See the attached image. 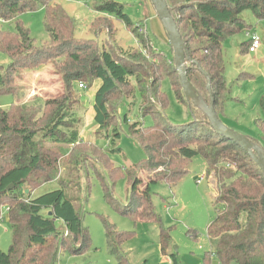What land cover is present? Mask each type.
<instances>
[{
	"label": "trees",
	"instance_id": "16d2710c",
	"mask_svg": "<svg viewBox=\"0 0 264 264\" xmlns=\"http://www.w3.org/2000/svg\"><path fill=\"white\" fill-rule=\"evenodd\" d=\"M54 1L0 0V19L15 22L14 30L0 31V51L11 58L8 66H0V97L15 99L9 108L0 105V210L7 206L13 233L8 252L0 250V264H59L61 252L82 255L90 246V234L83 225V202L90 187L85 191L67 177L58 181V189L34 194L41 186L59 180L61 163L64 162L67 173L74 172L72 168L76 167L84 169L81 157H73L75 148L81 146L82 127L78 128L79 120L68 104L77 84L86 91L99 83L94 94L93 117L100 131L111 129L113 135L112 138L107 135L110 138L107 150L95 143L89 145L100 153L101 171L111 179L107 183L102 178L110 206L135 223L159 225L161 254L169 256L173 264H180L178 254L170 250V233L155 211L151 185L177 186L189 172L192 159L200 155L206 161L207 176L214 174L217 179L214 202L217 216L208 228L210 250L203 255V264H211L213 259L220 264H264V174L239 145L219 135L207 115L187 101L176 70L173 46L161 20L171 50L169 58L154 48L145 23H134L125 13L124 5L114 0H92L98 14L123 23L136 38L138 47L122 53L113 46L109 50L106 42L101 45L96 40L77 39L74 19ZM166 2L189 52L187 77L207 104L214 100L222 120L220 108L225 107V98L230 93L222 45L227 38L255 28L241 17L245 11H251L257 20L264 19V0ZM41 8L45 10L44 27L49 41L39 46L20 16ZM105 29L111 39V27ZM250 46V41L244 43L242 50L249 52ZM58 60L65 94L61 100L44 103L42 109L54 108L50 115L44 112L40 115L41 108L20 104L14 87L19 73ZM164 80H170L177 100L188 108L192 119L187 123L168 121L165 112L170 104L162 90ZM209 80L212 93L207 88ZM137 93L142 116H153L154 124H130L127 115L124 119L119 117L121 123L129 125L130 136L146 155L139 164L121 169L111 162V154L121 152L117 144L119 127H114L116 114L124 100L134 99ZM79 94L82 98L83 93ZM256 126L264 147V120H257ZM49 142L73 149L66 154L63 149L47 147ZM141 173L144 175L140 176ZM123 174L131 188L124 205L113 194L115 182ZM144 176L148 181L143 188ZM102 220L107 246L116 264H133L123 247L135 237V232L119 231L106 218ZM58 221L63 223L62 229L57 227ZM192 237L197 238V233Z\"/></svg>",
	"mask_w": 264,
	"mask_h": 264
},
{
	"label": "rangeland",
	"instance_id": "374dc122",
	"mask_svg": "<svg viewBox=\"0 0 264 264\" xmlns=\"http://www.w3.org/2000/svg\"><path fill=\"white\" fill-rule=\"evenodd\" d=\"M125 6V13L134 23H145L154 48L166 57L171 56L167 38L159 18L150 0H114ZM92 0H55L74 19L76 37L80 40H96L101 45L107 43L109 50L114 49L124 53L138 47V42L133 34L123 23L103 14H98ZM103 19H99L102 18ZM104 17L106 19H104ZM253 25V32L261 37V45L256 53L242 50V45L251 39L252 33L241 32L227 38L223 45V57L226 64V80L230 93L225 98V107H221L223 123L237 133L255 140L261 138V133L256 126L257 120H264V19L257 20L251 11H245L242 16ZM45 10L39 9L34 13H24L20 16L25 27L31 30L32 37L37 45H44L49 41V35L44 27ZM105 27H111L112 38H108ZM14 21L0 19V31L14 30ZM113 41V42H112ZM112 42V43H111ZM113 46V47H112ZM63 60V58H61ZM11 58L0 51V66H8ZM61 61L49 63L45 66L23 70L14 81L17 91V100L20 104L32 108H41V114L50 115L54 109L44 108L48 100H61L65 89L59 65ZM96 84L92 89L82 91L80 85L75 86L70 106V111L78 118V128L81 126L80 144L75 148L73 157H81V166L72 168L74 172L65 170L64 162L60 164V173L56 182L43 185L34 195L58 189V181L71 177L75 185L78 183L89 193L83 202V225L88 229L91 242L82 255H72L69 252L59 254V264H116V258L110 253L104 230L103 218L116 225L119 231H134L135 237L127 241L123 250L133 264H160L162 256L159 255L160 228L156 223L139 222L123 216L114 210L105 199L103 180L107 183L111 179L102 172L99 165L100 153H95L94 146L103 150L109 149L110 138L113 131L99 129L94 120L93 103ZM162 90L169 99V108L165 115L173 124H184L192 119L188 108L177 100L170 80L162 82ZM83 97L80 98V94ZM80 95V96H79ZM118 108L115 128L119 127L120 138L117 141L120 153L111 154V162L115 167L125 169L139 164L146 158L143 149L136 144L129 134V125L122 122L127 115L130 124L141 122L145 126L154 124L151 115L142 116L140 112L141 98L139 93L134 99L128 98ZM16 100V101H17ZM15 101L11 96H1L2 108H9ZM56 108V107H55ZM163 113V112H162ZM39 115V116H40ZM121 123V124H120ZM120 125V126H119ZM95 143V144H94ZM47 147L69 153L72 146L64 144L47 143ZM83 153V155H82ZM84 157V158H83ZM99 157V158H98ZM74 158L72 163L75 164ZM71 160V159H70ZM101 163V162H100ZM86 169V170H85ZM144 174H140L142 176ZM101 176V178L99 177ZM143 188L147 184L146 176L143 177ZM71 188H74L71 187ZM129 179L123 174L115 182L113 194L122 205L128 203L130 195ZM151 195L156 213L162 218V226L170 233V250L178 254L180 264H194L200 261L206 251L210 250L208 228L217 216L214 202L217 195V179L214 174L207 176L205 159L198 155L191 161L189 172L179 184L170 187L165 183L151 185ZM71 194V193H70ZM0 250L8 252L13 233L10 226L7 206L0 210ZM57 227L63 228V223L58 221ZM197 233V238L192 234ZM177 248V251L175 250ZM148 261V262H147ZM214 259L212 260V262ZM147 262V263H146Z\"/></svg>",
	"mask_w": 264,
	"mask_h": 264
},
{
	"label": "water",
	"instance_id": "95a60500",
	"mask_svg": "<svg viewBox=\"0 0 264 264\" xmlns=\"http://www.w3.org/2000/svg\"><path fill=\"white\" fill-rule=\"evenodd\" d=\"M156 10L157 16L162 22V25L169 37L173 46L174 58L176 61V70L178 71L182 90L187 101L191 102L196 108L202 110L208 117L212 128L226 139L239 145L262 170L264 174V147L259 140L252 139L245 135L235 132L227 127L218 116L214 100L211 99V104H207L201 97L198 90L193 86L187 77V62L189 52L183 42L179 28L171 12L168 8L166 0H150ZM196 65L198 63H195ZM202 70V69H201ZM204 75L207 77L206 73ZM208 90L211 92L210 80ZM12 188V187H10ZM177 251V248H175Z\"/></svg>",
	"mask_w": 264,
	"mask_h": 264
},
{
	"label": "built area",
	"instance_id": "2783aa9c",
	"mask_svg": "<svg viewBox=\"0 0 264 264\" xmlns=\"http://www.w3.org/2000/svg\"><path fill=\"white\" fill-rule=\"evenodd\" d=\"M251 33H252L251 39H250L251 46H250L249 52L256 53L258 48L261 45L262 40H261L260 35H258L256 32L250 31L248 34L250 35ZM80 88H84L83 85H80ZM65 235L67 236L68 233H66Z\"/></svg>",
	"mask_w": 264,
	"mask_h": 264
},
{
	"label": "crops",
	"instance_id": "0c3cea01",
	"mask_svg": "<svg viewBox=\"0 0 264 264\" xmlns=\"http://www.w3.org/2000/svg\"><path fill=\"white\" fill-rule=\"evenodd\" d=\"M145 26H146V30H147V32H148V28H147V25L145 24ZM164 34V36H165V33H163ZM166 37V36H165ZM159 255L160 256H162V259H161V261H160V264H173V261H172V259L169 257V256H163L162 254H161V251H160V240H159ZM148 262V261H147ZM146 262V263H147ZM200 263V261H195L194 262V264H199ZM201 263H202V261H201ZM211 264H220L219 263V261L218 260H216V259H214V261L213 262H211Z\"/></svg>",
	"mask_w": 264,
	"mask_h": 264
}]
</instances>
